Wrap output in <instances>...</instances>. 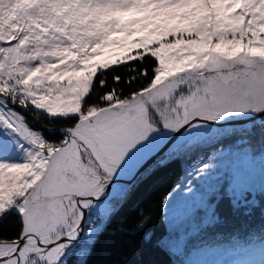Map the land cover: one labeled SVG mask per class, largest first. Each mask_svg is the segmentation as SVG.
<instances>
[{
  "label": "snow or ice",
  "instance_id": "1",
  "mask_svg": "<svg viewBox=\"0 0 264 264\" xmlns=\"http://www.w3.org/2000/svg\"><path fill=\"white\" fill-rule=\"evenodd\" d=\"M257 132L264 145V0H0V264H92L139 184L195 153L193 194L204 161ZM238 183L203 191L194 231L225 199L260 206ZM238 264H264V231Z\"/></svg>",
  "mask_w": 264,
  "mask_h": 264
},
{
  "label": "trees",
  "instance_id": "2",
  "mask_svg": "<svg viewBox=\"0 0 264 264\" xmlns=\"http://www.w3.org/2000/svg\"><path fill=\"white\" fill-rule=\"evenodd\" d=\"M244 126V123L239 124L237 128ZM223 147V156L204 161L214 165L216 175L210 176L207 182L192 184L199 193L198 197L217 182L225 183L232 178L234 160H250L253 169L264 173L261 154L264 145L258 132L247 142L237 135L225 141ZM194 157L195 153L182 157L135 188L97 240L89 258L92 264H238L259 259L260 236L264 231V193L261 192L264 175L260 182L255 180L256 185L248 183L250 198L256 199L260 205L251 215L233 213L226 199L219 208L222 223L200 231H194V225L202 218V213L197 214L199 207L187 212L185 206H181L183 208L175 210L171 216L167 215L168 201L165 202L164 197L170 192L173 195L176 190L188 189L194 177ZM220 160L225 163L219 164ZM144 216L148 217L147 221L142 228H137ZM121 228L125 230L120 231ZM185 234L186 240H177L178 236ZM250 234L255 238L250 239Z\"/></svg>",
  "mask_w": 264,
  "mask_h": 264
},
{
  "label": "rangeland",
  "instance_id": "3",
  "mask_svg": "<svg viewBox=\"0 0 264 264\" xmlns=\"http://www.w3.org/2000/svg\"><path fill=\"white\" fill-rule=\"evenodd\" d=\"M221 162V163H220ZM234 164L231 165L233 168V176L238 177L239 183L235 185L236 190L239 191L242 188H249L248 183L252 185H256L255 180L260 182L262 180L264 173L257 170L255 167L253 169V163L250 160L240 159L239 161L234 160ZM225 161L220 160L219 164H224ZM264 165V163H263ZM240 167V168H239ZM264 169V167H263ZM264 172V170H263ZM216 173L212 170L211 176H215ZM199 193L195 192L193 194L187 195V190L183 189L182 191H175L170 200L167 203L166 213L168 216H171L173 212L179 208H183L181 206H185L184 208L187 212H190L193 208L200 206V200L198 197Z\"/></svg>",
  "mask_w": 264,
  "mask_h": 264
},
{
  "label": "water",
  "instance_id": "4",
  "mask_svg": "<svg viewBox=\"0 0 264 264\" xmlns=\"http://www.w3.org/2000/svg\"><path fill=\"white\" fill-rule=\"evenodd\" d=\"M243 123H244V122H238L237 125H239V124H243Z\"/></svg>",
  "mask_w": 264,
  "mask_h": 264
}]
</instances>
